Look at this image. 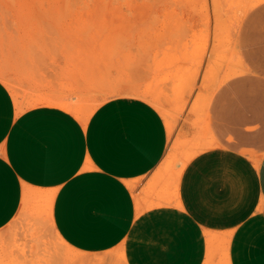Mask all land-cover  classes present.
<instances>
[{
	"label": "crops",
	"instance_id": "crops-1",
	"mask_svg": "<svg viewBox=\"0 0 264 264\" xmlns=\"http://www.w3.org/2000/svg\"><path fill=\"white\" fill-rule=\"evenodd\" d=\"M231 1V39L201 59L193 96L207 100L187 110L182 130L186 145L203 147L180 170L165 160L170 134L149 101L114 96L86 120L60 105L85 93L73 41H10L0 230L22 211L45 212L26 193L51 191L49 223L68 264H204L213 242L229 264H264V0ZM13 47L25 50V75ZM35 98L48 102L29 105Z\"/></svg>",
	"mask_w": 264,
	"mask_h": 264
},
{
	"label": "rangeland",
	"instance_id": "rangeland-1",
	"mask_svg": "<svg viewBox=\"0 0 264 264\" xmlns=\"http://www.w3.org/2000/svg\"><path fill=\"white\" fill-rule=\"evenodd\" d=\"M70 2L0 0V75L3 80L7 85L10 83L7 76L10 41L15 47H19L26 41L71 40L74 43L72 55L80 62L76 72L85 91L78 107L87 109L114 96H134L131 93L116 92L103 97L102 92L114 87L122 90L136 86L140 89L153 90L160 97L159 106L153 105L160 111L166 124L169 121L172 125L165 160L169 166H176L178 170L183 168L186 156L190 159L189 153L198 152L203 147L199 148L197 144L191 143L186 145L182 135L187 110L189 113L199 110L202 103L207 100L200 95L193 96L198 87L194 78L199 72L202 57H206L208 53L216 56L215 48L209 49V46L211 44L216 46L219 41L231 39L232 18L224 16V9L231 8L233 1L70 0ZM84 4L85 6H82ZM109 16L111 17L108 18ZM111 37H115L119 43L130 45L128 55H125V58H129L127 60L141 58L143 64L138 68H128L117 61H114L115 65L111 64L106 58L108 51L105 47ZM137 43L138 46L134 47ZM12 51L17 56L18 73L25 75V71L22 70L25 65L21 64L26 54L25 50L13 47ZM14 58L13 56V61ZM186 58L197 62L196 66L190 65V69L189 67L186 69V65L182 64ZM184 90L187 92L184 93ZM145 100L151 103L150 100ZM45 102L48 101L44 98H35L29 105ZM16 104L20 110L21 102L18 96ZM60 105L68 110L69 107L75 108L67 102ZM52 196L51 191L40 190L25 194L24 200L33 197V200L43 203L45 212L22 211L0 230V264H68L71 261L72 253L58 239L49 223ZM39 233L45 235L41 236L47 242V239L51 241V246L39 244L38 239H35ZM214 243L209 244L208 257L204 264H229L227 253L224 256L222 244L214 251L211 250ZM106 257L99 259L100 264L108 263Z\"/></svg>",
	"mask_w": 264,
	"mask_h": 264
},
{
	"label": "bare ground",
	"instance_id": "bare-ground-1",
	"mask_svg": "<svg viewBox=\"0 0 264 264\" xmlns=\"http://www.w3.org/2000/svg\"><path fill=\"white\" fill-rule=\"evenodd\" d=\"M74 1H76V0H74ZM77 1H79V0H77ZM81 1V0H80ZM92 1V0H91ZM88 2V1H87ZM222 2V1H221ZM69 3H71L70 2V0H69ZM81 3V2H80ZM75 4V3H74ZM66 5V4H65ZM104 5V4H103ZM216 5V4H215ZM82 6H85V4L84 5H82ZM253 6V5H252ZM68 7H70V6H68ZM74 7V6H73ZM104 7V6H103ZM251 7V6H250ZM105 8V7H104ZM69 9V8H68ZM72 9V8H71ZM78 9H80V8H78ZM103 9V8H102ZM248 9V8H247ZM70 10V9H69ZM73 10V9H72ZM100 10V9H99ZM218 10H219V8H218ZM247 11V10H246ZM211 15V14H210ZM111 16H109L108 18H110ZM211 18V17H210ZM112 20H116V19H113L112 18ZM107 22H109V20L107 21ZM112 24H114V23H112ZM210 24H211V21H210ZM112 26V25H111ZM202 26H204V25H202ZM211 26V25H210ZM211 39V38H210ZM206 41V40H205ZM209 41H211V40H209ZM138 46V43L137 44H135L134 45V47H137ZM209 46V45H208ZM105 47L107 48V51H108V55H106V58H108V61L112 64H114V61L116 62H120V63H122V64H124L126 67H130V68H133V67H137L138 68V66L139 65H141V64H143L142 63V59L141 58H135V59H131V60H127V59H129V58H125V55H128V52H129V49H130V45H128V44H125V43H122V42H118V41H116V38L115 37H111V39L107 42V44L105 45ZM188 50V49H187ZM172 51H174L173 49H172ZM187 52V51H186ZM179 53V52H178ZM177 53V54H178ZM208 53V52H207ZM205 56H209V54L208 55H205ZM193 57V56H192ZM228 57V56H227ZM105 58V59H106ZM194 58V57H193ZM203 58V57H202ZM228 58H230V57H228ZM181 59V58H180ZM179 59V60H180ZM190 59H191V57H190ZM195 59V58H194ZM182 60V59H181ZM180 60V61H181ZM179 61V62H180ZM190 61V60H189ZM188 61V62H189ZM194 61V60H193ZM198 61H200V59L198 60ZM202 61V60H201ZM174 62V61H173ZM185 64L186 62H184V60H183V62H182V64ZM194 63V62H193ZM204 63V62H203ZM116 64V63H115ZM114 64V65H115ZM172 64H174V63H172ZM181 64V63H180ZM202 64V63H201ZM119 65V64H118ZM177 65V64H176ZM186 65V64H185ZM187 65H188V63H187ZM195 65V64H194ZM173 66V65H172ZM191 66H193V65H191ZM199 66V65H198ZM223 66V65H222ZM108 67V64L106 65V68ZM166 67V66H165ZM197 68V67H196ZM223 68V67H222ZM235 68V67H234ZM189 69H190V67H189ZM182 70V69H181ZM197 70V69H196ZM188 71V70H187ZM162 72H163V70H162ZM165 72V71H164ZM221 72V71H220ZM233 73H235V71L233 72ZM194 74H196V72L194 73ZM231 75V74H230ZM198 76V75H197ZM214 76H216V72H215V75ZM172 77V76H171ZM194 77V76H193ZM212 78L214 79V77L212 76ZM195 79V78H194ZM193 79V80H194ZM209 79H210V77H209ZM170 80V79H169ZM180 80V79H179ZM204 79H202V81H203ZM211 80V79H210ZM164 81V80H163ZM173 81H174V79H173ZM213 81V80H212ZM208 82H209V80H208ZM191 83V82H190ZM189 83V85H191ZM194 83V82H193ZM215 83H216V81H215ZM209 85V84H208ZM194 85L192 84V87H193ZM190 87V86H189ZM203 87H205V86H203ZM202 87V88H203ZM210 87V86H209ZM163 88V87H162ZM195 88V87H194ZM204 89V88H203ZM206 89H211V87L210 88H206ZM116 92H124V93H131V94H133L134 96H136V97H140V98H143V99H148V100H150L151 101V103L152 104H154L156 107H158L159 106V95H157L153 90H151V89H149V90H146V89H140V88H138V87H136V86H132V87H128V88H123L122 90H119L117 87H114V88H112L111 90H109V91H106V92H102L101 94H103V97H105L107 94H112V93H116ZM185 92H187L186 90H184V93ZM205 92V91H204ZM209 92V91H208ZM207 94V93H206ZM184 95V94H183ZM208 95V94H207ZM184 96H186V95H184ZM184 98V97H183ZM206 98V97H205ZM205 98H204V100H205ZM103 103V102H102ZM171 103H172V101H171ZM170 104V103H169ZM168 104V105H169ZM97 105L98 104H93L92 106H90V107H88L87 109H81V108H79L78 106H75V108H72V107H69V109L79 118V119H82V120H86L88 117H89V115L93 112V110L97 107ZM171 106V105H170ZM172 125L170 124V122L168 121L167 122V127H168V131H169V134L171 135L172 134V127H171ZM197 153V151H195V152H192V153H189L190 154V157H192L193 155H195ZM188 159H189V157L188 156H186V158L184 159V161H183V164H185L187 161H188ZM182 169V168H181ZM180 176V175H179ZM35 239H38V241L40 242L39 244H41V245H44V246H47V245H49V244H47L48 242L43 238V236H38V237H36L35 236ZM29 246H31V245H29ZM25 248H23V250H24ZM22 250V251H23ZM2 251V250H1ZM11 253V252H10ZM23 253H24V251H23ZM36 253V252H35ZM10 256V255H9ZM11 258H12V256H11ZM4 260V259H3ZM3 260H1V261H3ZM9 260V259H8ZM8 260H7V262H8ZM15 261V260H14ZM3 263V262H2ZM10 264V263H9Z\"/></svg>",
	"mask_w": 264,
	"mask_h": 264
}]
</instances>
